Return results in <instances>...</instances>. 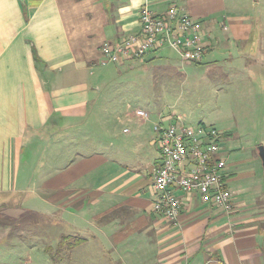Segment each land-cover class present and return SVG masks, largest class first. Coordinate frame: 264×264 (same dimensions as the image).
I'll list each match as a JSON object with an SVG mask.
<instances>
[{
  "label": "crops",
  "instance_id": "1",
  "mask_svg": "<svg viewBox=\"0 0 264 264\" xmlns=\"http://www.w3.org/2000/svg\"><path fill=\"white\" fill-rule=\"evenodd\" d=\"M146 4L156 15L184 9L199 24L200 65L223 79L220 95L244 119L243 129L221 122L224 141L236 132L242 141L257 116L264 147V0H0V242L9 240L0 264H49L51 240L76 236L77 264H264V172H240L248 161L226 143L233 210L182 195L169 222L154 213L151 189L157 117L130 114L129 99L100 108L96 71L130 63L103 64L102 48L139 33ZM67 146L76 151L56 154ZM19 228L30 230L26 240Z\"/></svg>",
  "mask_w": 264,
  "mask_h": 264
},
{
  "label": "built area",
  "instance_id": "2",
  "mask_svg": "<svg viewBox=\"0 0 264 264\" xmlns=\"http://www.w3.org/2000/svg\"><path fill=\"white\" fill-rule=\"evenodd\" d=\"M140 31L102 48L103 64L129 60L144 61L152 53L168 49L184 63H201V27L184 9L171 6L156 15L145 5L139 13ZM136 115L147 120L149 114ZM164 118L154 129L159 132L161 160L152 171L151 189L154 213L177 223L182 211V195H200L203 202L221 207L227 213L234 207L233 193L227 187L228 164L222 156L225 132L213 127H190L170 123Z\"/></svg>",
  "mask_w": 264,
  "mask_h": 264
},
{
  "label": "rangeland",
  "instance_id": "3",
  "mask_svg": "<svg viewBox=\"0 0 264 264\" xmlns=\"http://www.w3.org/2000/svg\"><path fill=\"white\" fill-rule=\"evenodd\" d=\"M161 56L160 59L148 63L141 60H129L130 63L124 66L123 70L107 66L96 71V76L101 79L99 81L100 90L105 94L104 99L100 102V108L108 110L113 108L116 111L120 109L117 107L119 104H115L111 99H119L121 103L123 99H129L127 102H123L124 110H126V103L130 105L128 109L130 114L137 109H143L150 118L152 115L155 119L157 117L156 124L162 121L164 114L165 117H169L163 123L164 126L175 122L178 125L188 124L190 127L205 125L221 129L220 125L224 124L221 122L226 120L227 123L236 121L234 124H230L233 129L236 126L244 128L243 123L240 124L244 119L240 120V111L237 110L235 101L220 95L218 90L221 86L216 81L223 79L214 77V70H211L206 64L200 65L203 61L201 63H184L170 50L162 51ZM227 92L231 94V90ZM101 119L103 118L101 117ZM260 122L261 118L250 117L244 125H254V129L246 128L247 134L245 132L240 134L242 141L237 139L238 134L235 131L232 133H235L234 137L224 141L225 150L227 143L228 150L229 146H233L237 151L235 153H240L233 159L248 161V163L239 166L242 173L254 172L255 169L264 172L263 161L259 153L260 145L257 143L259 130L262 132ZM48 145L52 147L53 142ZM75 147L61 148L56 151V154H61V151L64 157H69L71 152L76 151ZM52 148H47L46 152L51 151ZM241 149L242 151H240ZM253 160L257 162L254 163ZM16 231L23 233L25 240L30 233L29 229L24 228L16 229L13 233ZM12 239L14 236L11 235ZM8 241H1L0 245H7ZM61 242V246H58L55 240H51L49 264H77V236L61 240ZM20 244L21 246L17 247L18 250L25 247L22 243ZM4 248L0 250V253L5 250ZM25 253L26 251H21L20 255L25 256ZM14 255L16 256V254ZM31 256H45V254L35 251ZM83 256H88V254H83ZM17 264H21V261H18Z\"/></svg>",
  "mask_w": 264,
  "mask_h": 264
},
{
  "label": "water",
  "instance_id": "4",
  "mask_svg": "<svg viewBox=\"0 0 264 264\" xmlns=\"http://www.w3.org/2000/svg\"><path fill=\"white\" fill-rule=\"evenodd\" d=\"M259 153H260V157L263 161V165H264V147L263 146L259 147Z\"/></svg>",
  "mask_w": 264,
  "mask_h": 264
}]
</instances>
